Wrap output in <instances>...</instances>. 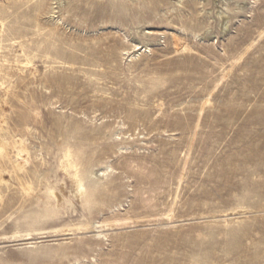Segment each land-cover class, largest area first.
Instances as JSON below:
<instances>
[{
	"label": "rangeland",
	"instance_id": "rangeland-1",
	"mask_svg": "<svg viewBox=\"0 0 264 264\" xmlns=\"http://www.w3.org/2000/svg\"><path fill=\"white\" fill-rule=\"evenodd\" d=\"M0 129V264H264V0H0Z\"/></svg>",
	"mask_w": 264,
	"mask_h": 264
},
{
	"label": "bare ground",
	"instance_id": "bare-ground-1",
	"mask_svg": "<svg viewBox=\"0 0 264 264\" xmlns=\"http://www.w3.org/2000/svg\"><path fill=\"white\" fill-rule=\"evenodd\" d=\"M179 41H180L179 39L174 38V42L176 44ZM135 47H136L137 51H140V50L143 49V47L139 48L138 45L135 46ZM4 151H5V143L3 142V139H2V136H1V129H0V152L2 153ZM13 153L15 154V156L17 158L16 162H15L16 170L19 171V172H23L25 170L26 164L28 163V155H29V153H28L27 149L23 146V141L22 140H16V141L13 142ZM103 174H104V172L101 175H103ZM0 180L4 181L3 173H0ZM1 181H0V183H1ZM80 188H81V190H83L82 186ZM25 190H29V188H26ZM105 227H107V225H102V226L100 225L97 228L103 229ZM103 232L104 231L99 232V233L102 234ZM104 237H106V236L104 235Z\"/></svg>",
	"mask_w": 264,
	"mask_h": 264
}]
</instances>
